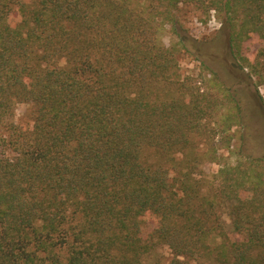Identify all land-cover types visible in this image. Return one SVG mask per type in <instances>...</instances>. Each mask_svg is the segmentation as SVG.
I'll use <instances>...</instances> for the list:
<instances>
[{
	"label": "trees",
	"instance_id": "obj_1",
	"mask_svg": "<svg viewBox=\"0 0 264 264\" xmlns=\"http://www.w3.org/2000/svg\"><path fill=\"white\" fill-rule=\"evenodd\" d=\"M189 4L223 14L217 56L263 79L264 0H0V264H264L236 64L222 79L200 42L204 67L182 74L187 39H164Z\"/></svg>",
	"mask_w": 264,
	"mask_h": 264
},
{
	"label": "rangeland",
	"instance_id": "obj_2",
	"mask_svg": "<svg viewBox=\"0 0 264 264\" xmlns=\"http://www.w3.org/2000/svg\"><path fill=\"white\" fill-rule=\"evenodd\" d=\"M222 23L223 14L216 9L211 8L206 10L192 4L185 5L178 11L177 33H175L172 27L169 26L165 32L164 39L166 42H179L180 37L187 39L188 47L187 49L183 48L181 53L182 74H198L202 67H204L203 62L199 57L206 56L207 60L214 64L221 78L227 80V73L231 70L230 62L231 65L233 63L236 64V66L233 65L237 69V73H235L238 77L232 81V84L233 89H235L239 93L240 98L243 99L245 120H243V124L235 125L231 131L234 136L233 148L237 150L238 147H241L243 144L245 152H253L255 155H261L264 154V110L256 100V90L264 96V78L260 80L257 75H253L251 76V83L248 85L246 81H244L243 76H245L246 79H249L250 77L247 73L251 69L249 70L248 68H245L244 73L241 70L238 60H235L232 57L229 62H226L222 57L217 56L220 45L213 44V41L218 38L219 35L224 34ZM200 42H210L206 46H201L204 53L202 56L194 53L195 44ZM209 46H213L214 48L210 49ZM262 46V40L254 34L251 38L243 42L242 52L252 61ZM30 110V104H18L13 120L18 123H28L30 121ZM222 146L221 153L224 154L223 158L225 159L229 156V150L226 146ZM232 158H234V156H232L230 160H233ZM218 168V163L205 164L206 171L210 173L216 172ZM231 236L233 238L238 237V235L235 234H231ZM170 256L171 253L169 248L162 246L158 249L157 254L153 256V258H149V261H154L155 258L167 261Z\"/></svg>",
	"mask_w": 264,
	"mask_h": 264
}]
</instances>
